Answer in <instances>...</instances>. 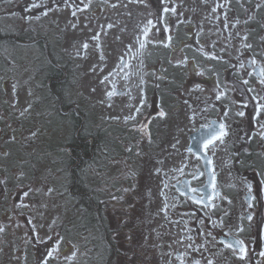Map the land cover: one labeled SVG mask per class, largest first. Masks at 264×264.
<instances>
[{
    "label": "flooded vegetation",
    "instance_id": "1",
    "mask_svg": "<svg viewBox=\"0 0 264 264\" xmlns=\"http://www.w3.org/2000/svg\"><path fill=\"white\" fill-rule=\"evenodd\" d=\"M163 6L176 11L164 13L157 0H0V264H180L179 254L186 264H264V110L257 115L251 99L264 97V86L247 75L253 57L264 67V0ZM148 20L151 39L140 49L135 39ZM238 76L255 92L217 101V79L231 85ZM220 123L223 142L203 149ZM197 171L204 175L193 179ZM78 180L99 186L98 202ZM162 188L177 197L167 216ZM213 191L215 208L191 199L208 203ZM221 218L224 226L213 227ZM236 240L245 253L227 247ZM193 241L200 251L187 247Z\"/></svg>",
    "mask_w": 264,
    "mask_h": 264
},
{
    "label": "snow or ice",
    "instance_id": "2",
    "mask_svg": "<svg viewBox=\"0 0 264 264\" xmlns=\"http://www.w3.org/2000/svg\"><path fill=\"white\" fill-rule=\"evenodd\" d=\"M130 2H134V0H130ZM139 2L142 3L143 0H139ZM157 2L161 5L162 11L164 13H168L169 11H171L172 13H175V11H176L175 8H169V7L163 6V0H157ZM260 6L261 5H257V8H259ZM33 7H39V5L33 4ZM113 7H115V5H113ZM222 7H223V4H217L216 7L212 8V13H216L217 8H222ZM73 15H75V13H73ZM224 19H225V21L228 20V16H227L226 13L224 14ZM157 23H158V21H157ZM239 23H240L239 19H236L235 22L232 23V27H236V25L239 24ZM245 23H247V21H245ZM149 26H154L152 20H148L147 21V24L143 28L140 29V33L135 39V44H138L140 49H143L145 47L146 41L151 39V37L149 36V32H150V27ZM228 26H229L228 23L224 24L225 28H227ZM107 27L109 29H111L113 27V25L112 24H108ZM163 30L164 31H168V29L166 27ZM235 35L237 37H239L240 40H241V48L247 49V50H251L252 49V45L249 44V43H246V41L248 40L247 33H245L243 36H241V33L239 31H237L235 33ZM141 36L144 37V39H141L140 38ZM97 38L98 37H95V36L93 37V39H97ZM168 39L171 40V37H168ZM214 46L215 45H213V47ZM83 47L87 48L88 45L84 44ZM223 50L224 49H222V51ZM201 51H203V49H201ZM237 51H240V49H237ZM205 55L208 56L212 60H222L223 59V57H219V56H216L214 54L205 53ZM101 59H103V57H101ZM184 59L186 61L187 57H185ZM237 60H238V64H239V69H243L245 67L244 62L242 60H239V58H237ZM177 63L179 64L180 61H177ZM248 63L252 66L251 71H249L247 73L248 77H252V76L255 75L256 79L259 82V84L261 86H264V67H258L257 66V61H256V59L254 57L252 59H250L248 61ZM120 66H128L126 64V62L123 60V56H121V59H120ZM233 68H234V70L238 71V69H236L235 65L233 66ZM93 70H95V69H93ZM198 74H202V73H198ZM109 75H111V73H109ZM218 76H219V74L217 73V77ZM125 78L127 79V77H125ZM107 79H108V77L104 78V80H107ZM101 82L103 83L104 81H101ZM141 83H143V79L142 78H141ZM196 87H197V89H199V85H197ZM241 89H243V94L244 95H247L248 93L255 92V89L252 86H250V84H249V79L241 78V77L238 76L237 79L234 80L231 85H228V84H225L222 81H220L219 78H218L216 84L214 85L215 99L217 101H219V100H221V98L223 96L226 95V93L228 91H238V90H241ZM116 94H118V93L115 91V89H113L112 91H108L107 92V95L109 97H112L113 95H116ZM123 94L131 95V93H123ZM251 99L256 101V113H257V115H259L261 110H264V97H261L259 94H257V95L252 96ZM137 111H139V109H137ZM237 114L239 116H244L245 112L244 111H239ZM158 115H159V117L162 118V117L166 116V113L164 111H159ZM224 115L227 116L228 115V111H225ZM196 116H197V110H194L192 116L189 117V119H195ZM131 118H134V117H131ZM126 119H128V118H126ZM212 123L215 124L216 122L213 121ZM261 127H264V125H262ZM227 134H228V132L226 130V125L224 123H220L219 124V131H214L213 134L211 135V137L206 139L203 142V145H202L203 149L208 150V151H213L215 146H216V142L217 141L223 142V138ZM262 135H264V134H262ZM149 141L151 142L150 134H149ZM172 147L175 148L176 145L173 144ZM188 152L191 153L192 149L189 148ZM212 163L213 162L211 160L207 161V164L209 166H211ZM155 171L157 173H161L162 169L156 168ZM176 171H180L181 173H183V169L182 168L176 169ZM163 174L165 175V177H167V175H168L167 173H163ZM191 175H192L193 179H197L199 176H203L204 173L202 171H197V172H193ZM214 179H215V177H213V180ZM168 187H169L168 184H164L163 185V188H168ZM172 187H174L176 192L179 193L181 196L187 195V192L181 191V189L177 185H172ZM163 188L160 190V195L162 197H164V201L165 202L163 204V208H161L160 211L164 212L165 216H167L168 209L170 207H175V204L172 203V202H174L177 199V197L175 195H166L164 190H163ZM249 188H251L250 185H249ZM213 189H215L214 183H213ZM49 191H51V189H49ZM189 191L192 192V193H196L199 190L197 188H189ZM25 195H27V193H25ZM215 196H216V193H215V191H213V193L207 197L208 203H205L202 198L191 197V199L195 203L203 204L204 207L211 209V208H215L216 207V205L214 203H212V201L215 198ZM229 203H230V201H229ZM225 215H227L226 212H225ZM247 219L251 220L252 217L249 215L247 217ZM217 226H220V227L224 226L223 218L220 219L219 225H217L216 223L213 224V227H217ZM0 231H2V229H0ZM207 235H211V233L209 232V233H207ZM225 235H228V233H225ZM187 239L191 241L192 238L191 237H187ZM214 240H215V238H214ZM178 242H180V241H178ZM217 242L220 243V244H224L225 243L224 240H219ZM241 244H242L241 241L236 240L235 242L227 243V247L229 249L234 250V251H238L239 253H245L246 249L244 247L240 246ZM187 247L191 248L194 252H197V251H200V247H203V246H196L194 241H193V242H190L187 245ZM50 255L51 254L49 253V256ZM261 255H264V253H261ZM241 258H243V257H241ZM177 260L180 261V264H186V261L183 258V254L177 255ZM192 264H201V261L194 259ZM206 264H214L213 259H207Z\"/></svg>",
    "mask_w": 264,
    "mask_h": 264
},
{
    "label": "trees",
    "instance_id": "3",
    "mask_svg": "<svg viewBox=\"0 0 264 264\" xmlns=\"http://www.w3.org/2000/svg\"><path fill=\"white\" fill-rule=\"evenodd\" d=\"M48 73L51 74L52 76L56 77V78L57 77L59 78V76H61V74H58L59 70L56 67H53V66H49ZM65 81H66V76H65V79L57 80L56 82H54V86H56L57 89H61V88L64 87ZM101 140H102L101 136L93 135L92 143L97 145L98 143L99 144L101 143ZM88 144H89V142L87 140H84L83 143H82L84 148H87ZM77 166H79V167H77ZM77 166L74 167V170H76L77 175H79L81 173V171L83 170V168L80 165H77ZM97 167L100 168V165H97ZM76 186L78 188H82V190H84L86 192L93 193V198H94L93 200L96 201V202L99 201L98 197H96L97 193H95V192H98V187L99 186H96V188H95V185H90V187H89L86 184L80 182V180L76 181ZM83 200L86 202V205H87V208H88V217H90V218L92 217L93 223H96V217L94 216V213H93V210H92V207H91V202L88 199H85L84 197H83ZM101 253L104 256L106 255L107 251H105V248H103L101 250Z\"/></svg>",
    "mask_w": 264,
    "mask_h": 264
},
{
    "label": "rangeland",
    "instance_id": "4",
    "mask_svg": "<svg viewBox=\"0 0 264 264\" xmlns=\"http://www.w3.org/2000/svg\"><path fill=\"white\" fill-rule=\"evenodd\" d=\"M102 113H100V115H101ZM146 191L148 192V188H146Z\"/></svg>",
    "mask_w": 264,
    "mask_h": 264
}]
</instances>
